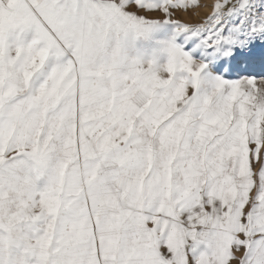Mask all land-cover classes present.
<instances>
[{"label":"snow or ice","instance_id":"6c2138e0","mask_svg":"<svg viewBox=\"0 0 264 264\" xmlns=\"http://www.w3.org/2000/svg\"><path fill=\"white\" fill-rule=\"evenodd\" d=\"M0 264H264V0H0Z\"/></svg>","mask_w":264,"mask_h":264},{"label":"rangeland","instance_id":"374dc122","mask_svg":"<svg viewBox=\"0 0 264 264\" xmlns=\"http://www.w3.org/2000/svg\"><path fill=\"white\" fill-rule=\"evenodd\" d=\"M202 3L211 4L212 0H201ZM207 10H200L199 14L190 13L188 15L183 16V19L190 23L198 22L205 14Z\"/></svg>","mask_w":264,"mask_h":264}]
</instances>
